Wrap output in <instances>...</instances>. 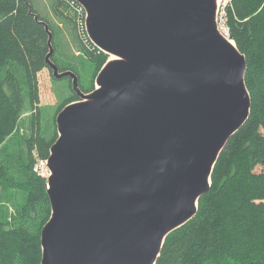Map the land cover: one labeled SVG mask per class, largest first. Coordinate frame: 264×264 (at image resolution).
<instances>
[{
  "label": "water",
  "instance_id": "water-1",
  "mask_svg": "<svg viewBox=\"0 0 264 264\" xmlns=\"http://www.w3.org/2000/svg\"><path fill=\"white\" fill-rule=\"evenodd\" d=\"M74 1L90 41L121 60L84 94L51 61L40 22L52 77L79 99L56 117L41 264H155L250 115L246 61L218 32L215 0Z\"/></svg>",
  "mask_w": 264,
  "mask_h": 264
},
{
  "label": "trees",
  "instance_id": "trees-1",
  "mask_svg": "<svg viewBox=\"0 0 264 264\" xmlns=\"http://www.w3.org/2000/svg\"><path fill=\"white\" fill-rule=\"evenodd\" d=\"M48 1L56 24L38 14L33 0H0V148L15 133L19 145L16 168L0 165V206L7 201L13 209L0 211V264H41L40 235L51 216L47 181L34 172L37 159L47 160L57 139L41 136L38 76L44 69L52 73L46 64L49 37L40 22L52 35L51 61L60 72L76 74L82 93L94 90L109 58L86 36L84 13L71 15L69 0ZM223 11L227 38L246 61L250 115L222 149L195 216L165 238L155 264H264V0H229ZM59 23L71 31L78 54L62 49ZM70 59L92 63L87 89ZM20 81L32 110L28 137L19 136L25 105ZM72 94L59 111L79 100Z\"/></svg>",
  "mask_w": 264,
  "mask_h": 264
},
{
  "label": "rangeland",
  "instance_id": "rangeland-1",
  "mask_svg": "<svg viewBox=\"0 0 264 264\" xmlns=\"http://www.w3.org/2000/svg\"><path fill=\"white\" fill-rule=\"evenodd\" d=\"M228 2L229 0H220L219 6L217 7V14H216L218 32L225 38H227V35H226L225 27L223 26L222 18L224 16L223 10L225 6L228 4ZM33 7L42 18L48 17V19H51V21L53 20V22L56 24V21L54 20L53 16L50 14L48 0H33ZM71 10H70V13L72 15V12L74 13L75 11L72 8ZM58 30H59L58 33L60 32L59 38H58L59 44L61 45L62 49L65 52L67 51V52H73V54H78L75 43L73 42V39L70 37L71 31L69 30V28L59 23ZM109 58L107 59V61L105 62L103 66H105L106 63H108ZM69 61L71 62L72 70L75 71V73H78L79 76H81L82 86L85 89L90 87L91 79H92V76L94 75L92 63L83 61V60L77 61V60L70 59ZM11 72L15 74V69H12ZM15 75L17 78L22 76V74L20 73L19 74L16 73ZM20 82L23 88V98L25 101V105H24L23 114L21 115L19 119L21 123L20 130H19V133H20L19 136L22 135V136L28 137L31 134L30 132H31L32 110L29 105V99H28L25 82L24 81H20ZM38 82H39L38 110L40 113L41 136L47 141H52L54 138L58 137L57 127H56V117L60 112L59 109L63 106L64 102L67 99L71 98L73 95L71 88H70L71 81L67 78L56 81V79L54 80L50 76L48 70L44 69L38 76ZM96 87L97 86L95 82L94 89ZM89 93H84V94H89ZM18 151H19L18 134L15 133V134H12L0 148V165L3 164L5 166L12 167V169L16 168V165H17L16 158L19 156ZM9 155L11 157H8ZM41 160L42 159L38 158L36 162L41 161ZM50 175L51 173L48 168V161H47V173L45 177L43 178L46 181H48L47 179L50 177ZM6 203L7 201H4V203H2V205L0 206V211H2L3 209L4 210L6 209L8 214L10 213L12 214L13 209L11 205L6 204Z\"/></svg>",
  "mask_w": 264,
  "mask_h": 264
},
{
  "label": "built area",
  "instance_id": "built-area-1",
  "mask_svg": "<svg viewBox=\"0 0 264 264\" xmlns=\"http://www.w3.org/2000/svg\"><path fill=\"white\" fill-rule=\"evenodd\" d=\"M69 6L72 9H74V11H75L74 15H76V13H77V15H79L81 12L84 13V19H83V24L82 25H83V29H84V31L86 33V36L88 37L87 28H86L87 15H86L85 10L77 2H75L74 0H69ZM225 30H226V28H225ZM226 35H227V31H226ZM88 39H89V37H88ZM89 41H90V39H89ZM93 46H95V45L93 44ZM34 172H36L42 178L45 177V175L47 173V160H41V161L36 162V165H35V168H34Z\"/></svg>",
  "mask_w": 264,
  "mask_h": 264
},
{
  "label": "bare ground",
  "instance_id": "bare-ground-1",
  "mask_svg": "<svg viewBox=\"0 0 264 264\" xmlns=\"http://www.w3.org/2000/svg\"><path fill=\"white\" fill-rule=\"evenodd\" d=\"M215 3H216V7H218L219 3H220V0H215ZM231 44H233V42H231ZM117 60H121V59L119 57H117V56L110 55L109 62L110 61H117Z\"/></svg>",
  "mask_w": 264,
  "mask_h": 264
}]
</instances>
